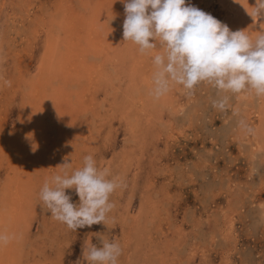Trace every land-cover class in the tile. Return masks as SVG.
Here are the masks:
<instances>
[{
    "label": "bare ground",
    "instance_id": "obj_1",
    "mask_svg": "<svg viewBox=\"0 0 264 264\" xmlns=\"http://www.w3.org/2000/svg\"><path fill=\"white\" fill-rule=\"evenodd\" d=\"M190 1H186V6L191 5ZM213 1L210 0V4ZM216 2L222 7V16H218L214 6L208 7L205 13L226 24L231 31L244 30L252 40L264 31V17L254 19L249 14L254 11L256 0H216ZM7 3L8 0H0V19L6 16ZM94 3L97 5V10H93L91 0H47V2L41 0L37 9L38 12L40 11L39 15L31 18L32 33L37 37L42 36L43 44H38L41 48L39 50L43 53L39 57L37 74L32 78L24 80L22 70L19 71L17 68V75L30 90L28 98H22V104L27 105L20 109V119L16 125L17 134L14 132L12 136L10 132H6V141H0L1 160L8 156L9 165L12 164L17 171L16 184L19 180L23 183L22 188L16 191V195L10 193L12 186H0V233L10 237L6 245L0 246V264H76L77 260L87 264L83 261L82 254L72 261H65L64 255L68 251L67 233L65 237L56 239L52 244L44 246L41 241L40 245L30 248L25 238V233L29 230L31 234L29 215L32 209L29 206L39 203L31 202L30 197L41 191L46 180L61 174L60 165L65 160L71 163L70 159L73 158L69 170L71 174L72 171L83 167V159L87 155L93 156L96 166H99L98 169L109 170V179L119 178L122 187L117 188L110 196V202L115 207L108 213L106 224L79 228L84 241L83 249L86 244L96 246V240L101 244L97 235L100 234L109 241L115 239L119 243L122 249L120 259H124L125 264H149L147 260L150 257L141 253V248L149 249L151 256L156 257L160 253L158 249L161 244H171L172 241L173 248L183 249L184 243L187 242L183 238L186 230L181 225L172 235L175 239L170 240L168 236L169 239L165 242L151 243L150 226L153 223L150 216L146 211L142 213V209L133 214L132 199L130 196L127 200L124 199L125 191H123L128 179V177L124 178L125 174L130 173L128 165L134 160L132 155H144L151 147L152 140L157 141L159 137L165 138L170 135L175 115L185 110L180 95L178 96L183 91V86L173 83L166 94L158 99L155 98L152 95L153 74L157 69L153 58L157 54H163V48L157 42L156 48L149 54H141L137 45L124 40L123 23L126 14L121 0H95ZM105 7L108 8V13L103 14L104 24L100 25L99 20L103 18L100 11L106 9ZM13 18L15 17L11 15L6 16L7 20ZM105 20L112 21L116 28L113 25L109 27ZM149 42L156 41L150 38ZM1 72L0 77H3L1 81L4 83L7 76L2 75ZM67 87H70V91H67ZM243 101L247 104L244 107H248L246 117H249L248 120H254V123L251 126L246 121L240 139L244 140L246 136V139L250 138L252 143V148L249 150L250 158L256 159L257 156L264 163V97H257L253 91L246 90L238 97V106H236L238 109L242 108ZM249 108L250 113H248ZM47 113L54 118L52 124L56 125V129L60 123H63L64 127L68 126L72 131L67 132L58 128L55 140L49 133L51 127L47 122ZM3 121L4 119L0 118V123ZM249 127L252 130L250 132L247 131ZM108 128H110L109 133L104 134V130ZM29 136L30 138H26ZM112 137L115 142L120 137L125 138V146L128 149L125 155L129 157L111 150V144H114V141L110 140ZM103 138L107 139L108 143L101 145L99 143ZM166 143L170 145L169 140ZM33 144L36 145L35 151ZM44 146L49 148L50 161L49 157H44L41 152ZM70 153L73 157H70ZM56 159L59 161L58 164ZM40 174L43 181L39 183L40 187L36 183L28 184V179L38 177ZM227 187L230 191L233 190L231 181ZM65 191L71 196V202L79 203L75 190ZM259 208L264 218V201H261ZM234 211H236L235 204H231L228 210H222L225 220L223 228L226 227V235L230 240L235 226ZM216 219L221 220L219 214ZM121 221L125 222L123 229L127 230L123 235H117L115 228ZM141 222H148V225L143 227ZM170 230L171 227L166 232ZM143 231L144 235H140L139 233ZM209 235L213 236V233ZM145 238L149 243L146 241L144 244ZM196 240H198V243H195L197 245L208 242V238L203 236H199ZM97 247L100 245L97 244ZM193 247L196 246L191 243L190 248ZM201 248L202 251L206 249L205 246ZM189 253L192 256L193 249Z\"/></svg>",
    "mask_w": 264,
    "mask_h": 264
},
{
    "label": "rangeland",
    "instance_id": "obj_2",
    "mask_svg": "<svg viewBox=\"0 0 264 264\" xmlns=\"http://www.w3.org/2000/svg\"><path fill=\"white\" fill-rule=\"evenodd\" d=\"M8 1L6 16L11 15L15 18L7 20L5 16L0 19V71L2 75L7 76L5 81L10 82V86H7L1 81L3 77H0V118L4 119L0 123L1 142L6 141V132H10L12 136V133H16L20 109L27 105L22 104V98H28L30 92L29 87L17 75V68L19 71L22 70L24 80L32 78L37 74L39 57L43 53L39 50L41 48L38 44H43L42 36L37 37L30 27L33 21L31 18L40 13L37 9L41 0ZM43 1L47 2V0ZM94 1L91 0V5L93 10H97ZM190 4L204 12L208 7L214 6L218 16H222V7L216 0L212 4L210 0H191ZM78 10L79 8L76 9ZM107 10L108 8L99 11L101 15H107ZM104 15L99 20L100 25L104 24ZM105 22L109 27L114 26L110 20ZM69 89L70 87H67V91H70ZM179 95L185 110L175 115L170 135L165 138L159 137L157 141L152 140L151 147L144 155H132L134 160L128 165L130 173L125 174L124 177L130 179L126 180L123 191H125L124 199L127 200L129 196L132 199L133 214L142 209V213L146 211L150 216L153 223L150 226L151 243L159 244L169 237L171 240L174 238L173 233L181 225L186 230L183 238L187 242L184 243L183 249L173 248L172 241L171 244H161L158 249L160 253L156 257H152L150 250L145 247L141 248V253L150 257L147 260L149 264H264V218L259 208L261 201H264V163L257 156L256 159L250 158L249 150L252 148L250 138L246 139V136L244 140L240 139L241 134L243 135L241 121L244 125L246 121L251 126L254 123V120H248L249 117H246L248 111V107H244L246 103L243 101L242 108L238 109L236 106L240 93H220V96L229 97L228 107L223 111L214 108L212 101L219 99L220 96L217 94V89L207 82L195 86L191 95L187 94L184 88ZM245 109L247 110L244 111ZM165 114L167 115V112ZM46 115L48 125L51 127L49 133L55 140L58 128L67 132L72 131L68 126L64 127L63 123H60L56 129V125L52 124L54 118H51V114ZM40 116L43 117L42 114ZM109 130L110 128L104 130V134L109 133ZM9 137L12 139L11 136ZM124 139L120 137L115 142L112 137L110 140L114 141L115 146L111 144V150L129 157L125 155L128 149ZM167 140L170 145H167ZM101 141L99 143L101 145L108 143L104 138ZM41 152L44 157H49V161L51 160L48 146H44ZM111 154L110 152V156ZM7 157L2 160L0 157V186H12L10 193L16 195V191L22 188L23 183L19 180L16 184L17 171L12 164L9 165L10 159ZM56 161L54 162L58 164L59 161L57 159ZM41 178L40 174L38 177L28 179L27 182L30 185L36 183L40 187L39 183L43 182ZM230 181L233 184L231 191L227 187ZM39 193L40 190L30 197L31 202L39 203L29 206L32 209L29 215L31 234L30 230L25 233L29 248L40 245L41 241L44 246L52 244L56 239L65 237L67 233L68 251L64 259L72 261L78 258L84 246L79 228L75 231L69 230L65 224L54 220L50 211L40 208L42 202ZM231 204H235L236 210L234 231L230 236L232 240L226 235V227L223 228L225 220L222 214V210L230 209ZM218 214L221 219L219 221L216 219ZM124 223L121 221L115 228L117 235H123L127 230L123 229ZM141 224L146 227L148 222ZM170 227L171 232H166ZM210 233H213V236L209 235ZM139 234L144 235V231ZM199 236L208 238L209 243L195 244L198 243L196 238ZM147 239L145 238L144 244ZM95 242L98 246H102L97 240ZM191 243L196 247L190 248ZM201 246H205V251H202ZM191 249H193L192 256L189 253ZM58 257L60 258V255ZM118 260V264H125L124 259L119 257Z\"/></svg>",
    "mask_w": 264,
    "mask_h": 264
},
{
    "label": "clouds",
    "instance_id": "obj_3",
    "mask_svg": "<svg viewBox=\"0 0 264 264\" xmlns=\"http://www.w3.org/2000/svg\"><path fill=\"white\" fill-rule=\"evenodd\" d=\"M126 18L123 38L138 46L141 54H149L157 42L163 54L153 58L156 71L153 74L152 95L160 98L170 85H182L187 94H193L195 86L207 82L217 89V94H239L253 91L264 97V31L252 40L244 30L231 31L212 15L191 6L186 0H121ZM249 13V12H248ZM254 19L264 17V0H256ZM152 38L155 43L149 42ZM7 86L10 82L5 81ZM227 95L212 101L221 111L228 107ZM241 125L246 127L241 121ZM247 131H252L247 128ZM26 138H30L26 137ZM33 144V151L36 145ZM61 174L46 180L39 199L51 217L71 231L105 223L115 205L111 194L122 187L119 178L109 179V170L98 169L92 155L83 159V167L72 171V161L60 165ZM66 189H74L79 203L71 202ZM101 247L86 244L82 251L87 264H118L122 249L118 242L109 241L97 234ZM10 240L0 233V246ZM76 264H82L77 260Z\"/></svg>",
    "mask_w": 264,
    "mask_h": 264
}]
</instances>
